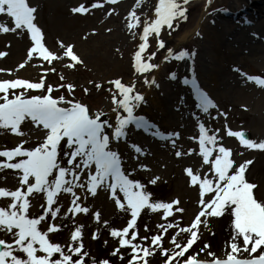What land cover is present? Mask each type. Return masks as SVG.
Instances as JSON below:
<instances>
[{
	"label": "rangeland",
	"instance_id": "obj_1",
	"mask_svg": "<svg viewBox=\"0 0 264 264\" xmlns=\"http://www.w3.org/2000/svg\"><path fill=\"white\" fill-rule=\"evenodd\" d=\"M246 0H240L243 2ZM26 2L36 9L35 23L41 29L43 34V43L51 52L63 55V49L60 44L73 47L74 53L83 61L75 65L72 69L66 67L70 61L65 57L62 60H54L51 64L36 57L34 54L31 60L27 57V51L31 47V41L26 32L0 33V52L6 53L0 57V81L23 79L30 82H39L41 78L45 81V91L47 85L54 89L52 96L58 98L64 96L65 99L74 100L87 106L91 115L104 113L101 120H108L113 128H106L105 131L110 136V150L119 154L121 167L125 174L131 173L130 179L139 181L145 186V191L151 194L153 201H162L170 203L178 200L179 204L175 207L183 209V212H175L168 217L167 222L180 221L181 227H187L194 220L200 210L198 201L200 199L198 187H191L189 177L185 173L186 168H191L193 172L199 170L201 176L208 171V166H202V158L197 154L199 151L198 143L190 137H198V122L210 129L209 135L217 136L218 145L231 149V159L234 161V168L252 161L247 166L245 178L248 182L257 185L254 189V196L258 201H264V151L249 150L242 147L236 137L227 135V130L234 132H243L247 139L254 142L264 141V92L257 91L255 81H248V76L260 77L264 79V63L257 61L256 57L264 59V54L255 53L257 56L252 58L238 50L240 54L236 57H223L221 52H216L213 60L196 61L198 56H204L210 53V47L204 42L205 35L212 29H215L214 21L219 13L228 12L235 3L231 0H213L210 4L205 0H189L185 5L186 19L174 21L175 30L163 28L160 39L165 47L157 50L156 38H149V48L146 56L153 52L156 53L151 63L157 65L152 71L143 75L136 74L132 68V56L140 43L139 37L135 39L126 27L125 19L129 11L133 10L136 0H118L115 4H104L102 8H91V4L97 0H26ZM103 3L104 0H99ZM158 0H145V2L136 8L138 15L141 13L152 17L154 7ZM247 2L252 9L257 8V1ZM264 1H262L263 3ZM84 4L89 10L85 14H73L71 9ZM207 11L203 16L204 8ZM144 16L141 15L143 21ZM218 23L221 21L216 20ZM234 23L227 26V31L235 29L236 24L242 25L243 20L233 19ZM199 23L201 26L193 33L191 30ZM0 24L11 26V21L6 16L0 15ZM249 27L250 24H244ZM142 31V27L136 30ZM190 34L187 39L180 42V38L185 34ZM264 50L262 41L259 43ZM173 53L186 51L191 56L190 59L177 61L168 57V50ZM194 53V55H192ZM208 56V55H207ZM24 64V67H20ZM201 65H205L204 72L201 74ZM221 66L224 74L228 75L229 80L224 89L217 90L220 77L209 79L208 74L214 67ZM55 69V71H52ZM200 72V73H199ZM240 72L245 75L242 77ZM175 73L176 78L170 79V75ZM198 74V75H197ZM158 75V76H157ZM61 76L64 77L61 80ZM120 79L126 86L135 83V90L143 97V102L134 110V115L144 117L151 125H154L161 133H178L179 137L173 136V140H163L154 137L151 130L145 132L143 129H137L133 125L127 127L126 136L120 140L111 138L115 127L116 113L112 111L111 103L114 86L109 81ZM155 80V84L144 83V80ZM184 79L194 80L196 84H201L199 88L214 103H218L215 108L209 109V113H202L197 108V99L194 100L191 85L182 83ZM242 79L247 81L241 88L239 85ZM235 82L243 90L249 88V96L246 92L243 94L236 90L234 97L223 96L221 93L232 94ZM71 84L73 91L69 94L66 87L60 85ZM100 84L99 89L95 85ZM87 89V92H85ZM111 89V91H110ZM19 93L20 89L15 90ZM208 93V94H207ZM42 92L29 91L27 95H41ZM167 97L166 103L168 113L161 115L160 105ZM214 97V98H213ZM169 98V99H168ZM66 106V105H65ZM121 114L124 115V113ZM188 114V115H186ZM212 117H215L213 119ZM219 130V131H217ZM23 136H15L10 131L0 130V150L15 148L21 141H25L24 148H33L41 143L46 134V130L34 127L31 121H26L21 126ZM173 141L175 147H173ZM63 144V142H62ZM130 145H136L141 148L143 155L134 151ZM188 149H193L191 155H187ZM183 153L180 157L176 152ZM146 153H151L152 156ZM63 149H61V156ZM215 155V153L213 154ZM3 159V158H0ZM66 165V161H64ZM141 166H144L143 168ZM145 168L147 171H145ZM172 169V170H171ZM16 174L11 169L0 171V188L16 190L19 187ZM159 177L160 180L155 184L150 183L152 178ZM81 196L83 206H87L90 211L87 215L77 214L74 218L69 215L68 219L60 217L67 211L72 197L70 194L61 193L57 197V205H62L60 213L54 222L62 226V230L50 233L49 239L54 243L67 245L70 242V233L75 226L83 225L82 244L83 250L89 256L86 257L87 264H92V260L106 259L110 264H128L130 259L128 253L130 249H120L116 256L111 252L117 248L118 240L110 236L109 229H122L127 225L130 216L116 208L115 202L110 199V193L105 189H98L95 196L85 194L80 189H75ZM206 195L205 199H209ZM122 199V196H121ZM30 208L29 216L41 214V204L44 201L41 194H33L29 197ZM10 199H0V206L6 207ZM100 213V221L97 223L93 218V213ZM162 212H150L145 209L137 220L138 239L140 237L159 234L162 229H158V224H165L161 219ZM205 218L202 217L201 220ZM231 213L226 211L221 217H208L207 226L201 224L198 229L199 239L189 249V254L196 255L199 260L211 259L207 253H215L218 258H225V251H230L228 242L231 239ZM107 221V227L104 222ZM67 225V227H63ZM145 225L148 231H145ZM42 230L47 229V224L39 226ZM176 229H169L164 234L162 247L172 249L173 245L169 243L171 236ZM93 233L97 238L93 239ZM187 233L182 234L183 239ZM0 239L12 243L10 235L0 232ZM150 240L144 241V246H149ZM208 244L210 247L204 252L200 250ZM243 246L242 240L239 241ZM178 251V250H177ZM258 253L253 255H258ZM17 255H22L17 253ZM124 256L122 261L119 257ZM247 253H241L240 258H247ZM77 257H74L76 259ZM149 264H164L165 257L160 255L159 250H155L154 255L147 258ZM181 261L183 258H177ZM176 264V260L172 261Z\"/></svg>",
	"mask_w": 264,
	"mask_h": 264
},
{
	"label": "snow or ice",
	"instance_id": "obj_2",
	"mask_svg": "<svg viewBox=\"0 0 264 264\" xmlns=\"http://www.w3.org/2000/svg\"><path fill=\"white\" fill-rule=\"evenodd\" d=\"M118 0H99L91 4V8H102L104 4H115ZM145 0H136L133 10L126 16V27L135 39L139 37L140 43L132 56V68L136 74L143 75L152 71L157 65L151 63L156 53L145 55L149 48V38H156L157 50L165 47L160 39L163 28L172 31L174 21L186 19V7L189 0H158L154 7L152 17L145 13L137 14ZM212 0H208L210 4ZM88 8L81 4L71 9L73 14H85ZM36 9L31 7L26 0H0V15L6 16L11 21V26L0 24V33L26 32L31 47L27 51V57L31 60L36 57L51 64L54 60L67 58L70 62L66 67L72 69L75 65L83 63L74 53L71 45L60 44L63 55L51 52L43 43V34L35 21ZM141 15L144 16L143 21ZM142 27V31L137 29ZM6 53L0 52V57ZM194 55V53L192 54ZM177 61L190 59L186 51L173 53L168 50V57ZM20 67H24L21 64ZM55 71V69H52ZM243 77L245 74L240 72ZM64 79L63 76L60 77ZM175 73L170 79H175ZM248 81H255L259 87H264V79L248 76ZM114 86L111 103L112 111L116 113L115 127L111 138L120 140L126 136L129 125L145 132L151 130V134L163 140H173V136L179 137L178 133H161L154 125H151L144 117L134 115V110L143 102L144 97L135 90V83L131 86L124 85L120 79L109 81ZM146 85L155 84V80H144ZM185 85H191L193 94L198 103L197 108L202 113H209V109L216 105L201 91L195 81L184 79ZM97 89L100 84L95 85ZM66 87L69 94L73 91L71 84L60 85ZM20 89L19 93L15 90ZM29 91L42 92L41 95H27ZM51 85H47L43 78L39 82H30L23 79L0 81V130L10 131L15 136H23L21 126L26 121H31L34 127L46 130L41 143L33 148H24L25 141H21L15 148L0 150V171L11 169L16 174L19 187L16 190L0 188V199H10V203L4 207L0 206V232L10 235L12 243L0 239V264H87L86 257L89 254L83 250L82 229L83 225L75 226L70 233V242L65 246L54 243L49 239L50 233L62 230V226L55 221L60 213L62 205H57V197L61 193L70 194L72 197L67 211L61 219H68L69 215L75 217L79 213L87 215L90 209L83 206L81 196L75 189H80L85 194L95 196L98 189H105L110 193V199L115 202L119 211L130 216L127 225L122 229L110 228V236L118 240V247L111 255L116 256L120 249H130L128 264H149L148 257L154 255L155 250L165 257L164 264H181L177 258H183L182 264H264V201H258L254 196L257 185L248 182L245 178L247 166L252 161L234 168L231 159L232 151L224 146L218 145L217 136L209 135L210 129L198 122L199 136L190 137L198 143V155L202 158V166H208V171L201 176L199 170L193 172L186 168L185 173L189 177L190 186L198 187L200 210L194 220L187 227H181L180 221L167 222L168 217L175 212H183L182 208L175 207L178 200L170 203L153 201L151 194L145 191V186L139 181L130 179L131 173L125 174L121 167V159L117 152L110 150V136L106 128H113L108 120H101L104 113L91 115L87 106L74 100L65 99L64 96L54 98ZM111 91V89H110ZM87 92V89H85ZM66 105V106H65ZM124 113V115L121 114ZM215 119V117H212ZM219 131V130H217ZM227 135L236 137L242 147L249 150L264 151V141L254 142L247 139L243 132L227 130ZM63 142V144H62ZM134 151L143 155L139 146L130 145ZM173 147L175 143L173 141ZM61 149L63 155L61 156ZM193 149H188L187 155H191ZM215 153V155H213ZM177 157L183 153L177 151ZM66 161V165L64 164ZM142 168L144 166H141ZM145 170H147L145 168ZM159 177L153 178L150 183L155 184ZM43 194L44 204L40 205L41 214L29 216L28 210L31 206L29 197L33 194ZM209 199H205L206 195ZM122 196V199H121ZM150 212H162L161 219L165 224H158L157 228L162 231L150 237L138 239L137 220L143 210ZM231 213V239L228 242L230 251H225V258L215 256L208 252L211 259L199 260L197 256L189 253L199 239L198 229L201 224L207 226L208 217H221L226 211ZM204 217V220L201 218ZM94 220L99 223L100 213H93ZM47 224V229L42 230L39 226ZM107 227V221L104 222ZM67 227V225H63ZM176 229L169 243L172 249H164L162 240L169 229ZM145 231H148L145 225ZM187 233V237L182 234ZM93 239L97 234L93 233ZM150 240L149 246H144V241ZM242 240L241 247L239 241ZM210 246L205 244L200 250L204 252ZM178 250V251H177ZM17 253L22 255H17ZM241 253H247V258H240ZM74 257H77L74 259ZM122 261L124 256L119 257ZM92 264H110L106 259L92 260Z\"/></svg>",
	"mask_w": 264,
	"mask_h": 264
},
{
	"label": "bare ground",
	"instance_id": "obj_3",
	"mask_svg": "<svg viewBox=\"0 0 264 264\" xmlns=\"http://www.w3.org/2000/svg\"><path fill=\"white\" fill-rule=\"evenodd\" d=\"M213 1V0H212ZM233 3H235V7L231 8L228 12L224 13H219L217 15V18L214 21L215 24V29L210 30L206 35L204 39V42L211 48L210 53L207 55H200L196 56L195 58L197 59L196 61H208L213 60L215 57L216 52H221L223 57H236L240 54L238 50H242L244 54L250 55L252 58H255L257 54L255 53H260L264 54V50L261 49V45L259 44L261 41L264 44V0H250V1H257L255 2L257 4L258 11L256 9H252L251 5L246 1L239 2L240 0H231ZM205 3H208V0H205ZM207 11V7L204 8V12L202 13L203 16L205 15ZM243 20L242 25H239L238 23L235 26V29L232 31H227V26L229 24H233L234 18H239ZM217 19L221 20L219 23L216 21ZM244 24L248 25L250 24L251 26L246 27ZM201 25L197 23L195 27L191 30V35L197 31V29ZM185 34L180 38V42L187 39L188 36L190 35ZM153 37V36H152ZM151 38V37H150ZM257 61L260 63H264L263 58H259L258 56L256 57ZM204 67L205 65H201V74L204 72ZM211 71L208 74L209 79H215L216 77H220L219 79V85L217 86V90L224 89L227 84V82L230 79V77L226 74H224L223 70L221 69V66H216L213 69H210ZM200 73V72H199ZM198 75V74H197ZM158 76V75H157ZM152 81V80H151ZM247 84V81L245 79H242L241 84L239 85L241 88L242 86H245ZM198 87H201V84H196ZM255 85V88L257 91H263L264 92V87H259L256 85V83H253ZM238 86V84L235 82V86L232 91V94L229 95L227 92L221 93L220 95L223 96H229V97H234L236 90H238L239 93L243 94L246 92L249 96L250 89H241ZM199 87V88H200ZM192 91V90H191ZM193 93V91H192ZM208 94V93H207ZM214 98V97H213ZM169 99V98H168ZM167 97H165V100L163 103L160 105L161 109V115L166 116L168 113V108H167V103H166ZM194 100H196V97L194 96ZM211 100V99H210ZM212 101V100H211ZM213 102V101H212ZM214 103V102H213ZM214 104H218L217 102ZM219 105V104H218ZM188 115V114H186ZM198 138V137H197ZM147 155H151V153H146ZM172 170V169H171ZM147 171V170H145ZM155 178V177H154ZM153 179V178H152ZM160 180V178L158 179ZM156 180V181H158ZM41 197L44 201L43 194H41Z\"/></svg>",
	"mask_w": 264,
	"mask_h": 264
},
{
	"label": "water",
	"instance_id": "obj_4",
	"mask_svg": "<svg viewBox=\"0 0 264 264\" xmlns=\"http://www.w3.org/2000/svg\"><path fill=\"white\" fill-rule=\"evenodd\" d=\"M246 136V135H245Z\"/></svg>",
	"mask_w": 264,
	"mask_h": 264
}]
</instances>
